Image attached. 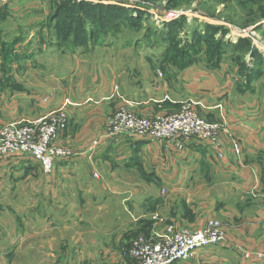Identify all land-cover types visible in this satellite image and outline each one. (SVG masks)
Here are the masks:
<instances>
[{
  "label": "crops",
  "instance_id": "obj_1",
  "mask_svg": "<svg viewBox=\"0 0 264 264\" xmlns=\"http://www.w3.org/2000/svg\"><path fill=\"white\" fill-rule=\"evenodd\" d=\"M58 6L55 0H0L2 37L8 25L14 33L17 31L9 38L14 50L18 43L25 42L27 53L34 58V64L26 70L31 79H15L26 90L17 89L0 76V125L38 121L63 109L68 124L56 144L76 154L56 161L50 175L40 174L38 163L26 160L28 156L5 157L0 161V201L6 198L4 185L21 188L18 184L25 180L31 196L45 198L46 214L50 216L79 215L83 195L96 190L100 198L107 190H117V185H127V192H141L143 201L136 205L134 194L128 195L118 218L106 220L94 230L86 229L83 223L48 224L52 219L41 226L31 225L30 233L46 230V237L52 230L60 233L49 234L45 247L34 246L20 234L19 242L10 249L7 225L0 219V264H135L128 250L136 237L163 231L167 225L196 230L209 219L222 224L223 241L198 249L184 264H256L246 262L242 253L264 251V192L244 190L260 184L257 160L264 151V130L256 126V121L264 97L239 94L232 68L227 65L211 71L194 63L166 77L155 75L152 69L153 80L149 76L135 77L138 73L134 74L133 64H124L119 71L112 69L102 58L97 61L108 54L104 53L107 49L58 43L53 31L63 18L57 15ZM124 9L134 18L132 10ZM23 27L34 31L26 34ZM128 50L112 51L129 55ZM230 62L231 57L226 60ZM14 67L19 69L18 65ZM167 68L171 72L175 69L170 65ZM124 102L142 117L168 114L179 104L191 102L208 121L226 126L225 146L219 151L222 157L216 149L194 139L178 149L173 143L134 136L102 138L107 118ZM94 141L98 144L92 147ZM232 141L239 144L238 156L232 153ZM18 173L23 176L16 177ZM240 184L242 190L237 187ZM74 198L79 201L76 211L67 202ZM196 201H201L199 216ZM187 208L193 210V217L184 212ZM0 217H6L4 211H0ZM18 226L22 228L23 224ZM143 228L148 231L146 235L140 234ZM91 230L94 234L87 240L85 232ZM35 234L30 238L40 237Z\"/></svg>",
  "mask_w": 264,
  "mask_h": 264
},
{
  "label": "rangeland",
  "instance_id": "obj_2",
  "mask_svg": "<svg viewBox=\"0 0 264 264\" xmlns=\"http://www.w3.org/2000/svg\"><path fill=\"white\" fill-rule=\"evenodd\" d=\"M123 1H128V5L133 4L135 7V15L132 19H137L139 21L138 23L131 21L128 25L126 24L127 22L124 21L119 24L120 27L117 28V30L110 29L106 34H98L95 38L96 40L93 42L94 45L88 40L87 47L96 46L97 48L104 49V51L107 49L104 53L108 54L105 56L101 55L98 57V54H95V57H98L97 61L102 58L103 61L110 64L111 67L113 66L112 69L116 67L118 71L121 70V66L124 67V64H133L135 67L133 68L134 74L138 73V76L135 77L139 79L141 75L149 76L151 80L154 79L151 72L152 69L155 75L160 74L162 76H168L171 73H175V70L187 68L186 66L182 69H178L177 64L195 63L211 71H218L221 69L222 65H227L232 68V74L236 79L239 94L264 97V61L263 63L260 62L256 76H250L248 69L252 67V58L246 56V54L235 53L230 46V43L234 44L238 39L245 38L249 41L250 46L254 48L258 54H261L263 59L264 0ZM117 7L124 9L122 6ZM169 12H175L176 18L171 21H163ZM81 14L82 12L77 11L76 16L79 15L80 17ZM79 17L77 18L78 20ZM77 19H75L73 24L72 37L74 33L77 34L81 29V26L77 25ZM66 27L61 25L60 31H65ZM53 28V31H55L57 26ZM224 29H227L226 33ZM23 31L25 33L29 32L30 34V32L34 30L23 27ZM4 32H6L5 37H2L0 27V76L9 79L7 81L13 83L17 89L26 90L27 88L25 87V89L19 83L21 81L16 82L15 79L19 80L24 76H26L28 80L31 79L29 74L30 71L27 73L26 70L29 69L28 65L34 64V58L27 53L29 51H27L28 48L26 50L27 44L25 42L24 44L22 43L23 45L18 43L16 50H14V46L9 38L11 35L17 33V31L14 33L7 25ZM28 37H25L26 41L29 40ZM2 38H5V40ZM29 41L27 43H30ZM65 45L72 46L71 43H65ZM29 46L28 44V47ZM21 48L25 49V52L21 51ZM121 49H130L131 51L128 50V53L132 55H126L124 52L114 53L112 51ZM212 54L214 55V61L210 63L208 59ZM90 57L95 59L94 56H89V58ZM229 57H231V62L227 64L226 60L227 58L229 59ZM146 63L149 65L150 69L147 68L148 66ZM142 64L147 67L141 68L140 65ZM15 65L19 66L17 71L15 70ZM169 65L175 68L172 69V72L171 69L167 68ZM122 105L130 106L125 102ZM261 105L263 104L261 103ZM262 107L263 109L260 108V114L259 117H257L256 126L259 124L261 125V129L263 128L264 130V106ZM25 159L34 161L29 157ZM257 165L259 167V176H257V179L261 184V189L259 188L260 184H256L252 185L250 188L246 186L244 191H253L256 193L260 191L264 192V151L262 156L258 158ZM38 168L42 172L39 166ZM41 172L39 173L44 174ZM20 175L21 173H18L16 177ZM4 186L6 187V191L4 192L6 198L0 201V211H4L6 217H0V219L3 220L4 225H7L5 234H7V240L11 242V244H7L10 249L13 248L15 243L19 242L20 234L24 237L23 240H27L34 246L45 247L46 244L44 243L53 233V230L51 233H48V235H50H47V237L45 229H43L45 231L34 230L40 237L30 238L31 235L36 236V234L30 233L29 228L31 225H44L47 222L46 219H52L48 224H59L66 221L70 224L83 223L86 225V229L94 230L96 225L106 223V220L113 221L118 218L119 209L120 207L124 208L126 206L124 200L128 195L134 194L133 199L136 205L142 204L143 201L141 192H127V185H117V190H107L105 193L99 195L100 198H97L99 191L96 192L95 190L94 192L86 193L83 195L84 197L82 196L84 200L80 207L78 206L79 201L77 199L67 200L70 204L69 207L74 211L79 207V215L78 212H75L69 216H61L60 214L50 216L46 214L45 198L36 200L35 196H31L29 191L30 186L26 180L18 184V187L21 188H17L10 183ZM237 187L242 190L241 184ZM200 202L201 201H196L195 212L198 216L202 214V209L199 207ZM153 208V211H155V206ZM153 208H151L150 211H152ZM185 211L193 217V210L191 211L187 208L184 212ZM165 213L168 214L167 209ZM18 224H23V227L20 228ZM25 228H27V230H24ZM20 230L22 231L20 232ZM92 230L85 232L87 240L92 238L94 234ZM147 232L145 228L140 230V234L142 235H146ZM53 234L56 236L60 233L54 232ZM70 234L73 235L75 233L70 232ZM3 249L5 248L3 247ZM37 261L39 263V256H37ZM12 264L15 263L12 261ZM23 264L30 263L27 262Z\"/></svg>",
  "mask_w": 264,
  "mask_h": 264
},
{
  "label": "built area",
  "instance_id": "obj_3",
  "mask_svg": "<svg viewBox=\"0 0 264 264\" xmlns=\"http://www.w3.org/2000/svg\"><path fill=\"white\" fill-rule=\"evenodd\" d=\"M62 3H91L122 6L132 10L134 6L123 0H55ZM176 18L169 12L163 21ZM264 61V56H263ZM68 116L63 109L56 110L38 121L22 124L0 125V161L8 156H28L38 163L45 175H50L56 161L75 156V152L56 141L66 130ZM121 136H134L149 141L173 143L178 149L191 139L202 141L219 152L225 146L226 126L208 121L191 102H184L173 112L154 117L138 116L134 110L122 105L106 121L102 138L116 140ZM98 144L92 143V147ZM232 153L240 154L236 141L230 143ZM224 239L222 224L209 219L196 230H187L167 225L163 231L154 230L150 236H138L131 241L129 257L135 264H184L194 257L195 252L204 247L219 245ZM246 262L264 264V251L245 250L242 253Z\"/></svg>",
  "mask_w": 264,
  "mask_h": 264
},
{
  "label": "trees",
  "instance_id": "obj_4",
  "mask_svg": "<svg viewBox=\"0 0 264 264\" xmlns=\"http://www.w3.org/2000/svg\"><path fill=\"white\" fill-rule=\"evenodd\" d=\"M57 10L59 12L57 15L63 17L60 20V23L57 24V29L54 31L55 35L57 36L58 43L61 45L65 43H71V47L86 46L88 40H90V43L92 44L96 40L95 38L98 34H106L110 29L117 30V28L120 27L119 24L124 21L127 22V25L130 24L131 21L134 23H138L139 21L137 19H132L129 15V11L125 9L113 6H105L101 4L93 5L84 2L79 4L62 3L57 7ZM77 11L82 12L80 17L79 15L76 16ZM78 17L79 20L77 19ZM75 19L78 20L77 25L81 26V29L77 34L74 33L72 37L71 33L73 32L72 28ZM61 25H63L64 27L67 26L65 31H60ZM226 30L225 33L227 32ZM11 43L14 46V43ZM230 44L231 49L234 52H237L238 54L248 53V55L252 58V67L248 70L250 76L255 77L259 69L260 62L263 63L261 54H258L257 51L250 46L249 41L245 38L238 39L236 43ZM213 56V54L210 55L208 59L210 63H213L214 61ZM177 65L178 69H182L186 66L188 67L191 64L185 63Z\"/></svg>",
  "mask_w": 264,
  "mask_h": 264
}]
</instances>
